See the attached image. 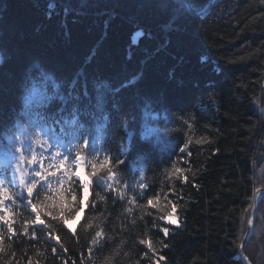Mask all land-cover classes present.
Here are the masks:
<instances>
[{
	"label": "trees",
	"instance_id": "1",
	"mask_svg": "<svg viewBox=\"0 0 264 264\" xmlns=\"http://www.w3.org/2000/svg\"><path fill=\"white\" fill-rule=\"evenodd\" d=\"M186 1L193 15L183 0H0V156L14 126L40 113L59 135L77 105L98 149L85 150L82 174L105 156L116 172L88 177L86 198L64 170L40 181L31 202L57 219L42 214L52 227L30 223L27 235L35 213L14 188L0 264H245L246 220L264 190V0ZM173 205L179 227L161 219ZM244 253L264 264V194Z\"/></svg>",
	"mask_w": 264,
	"mask_h": 264
},
{
	"label": "snow or ice",
	"instance_id": "2",
	"mask_svg": "<svg viewBox=\"0 0 264 264\" xmlns=\"http://www.w3.org/2000/svg\"><path fill=\"white\" fill-rule=\"evenodd\" d=\"M186 6L189 8L191 7V5ZM48 79V77H44L45 81ZM26 91H28V94L24 97V106L25 110L29 111L32 108L33 98L37 95V89L35 87H32L31 89L26 88ZM71 98L79 100L78 95L72 96ZM46 99H50V97H46ZM62 99H64L65 106H67V99L63 97ZM103 99V92L100 88H97V103L94 106L95 112H93L92 115L98 121H102V123L97 124L96 128V132L100 133H103L108 121V115L103 113ZM97 113H101V115L97 116ZM79 114L80 110L78 106L73 105L71 109V118L68 119L62 117L60 121L62 127L59 135L56 134L55 129L47 126L40 113L36 114V119L29 120L27 125L18 124L9 130L6 137L7 142L3 145L7 150V167L3 173H0V213H3L0 214V222L7 226V233L10 234L9 239H11L12 235H15V230L13 222L8 218L7 213L10 209L5 208V202L12 201V203H15V198L21 195L20 192L13 191L17 186L20 189H26L29 198L28 203L31 205L32 212L35 213L34 220L31 222L27 220L24 221L23 231L24 234L27 235L30 223L33 225H42L45 228L52 227L50 223L45 224V220L41 219L42 214L52 217L53 220L57 219V216L51 210L50 205H42L39 201L37 203L31 202V198L33 197L34 190L37 189V185L39 184L41 189L44 188V185L41 184L40 181L47 180L49 176H56L58 172L64 170L63 174L69 179L73 176L79 178V183L83 188L86 198L89 189L88 177L97 176L98 172L104 168L107 169L109 180H112L116 176V172L113 170L115 165L112 164V158L109 156H105L99 165L93 163L92 171L88 173V177L82 174L85 167V150H87L89 156H92L94 153L98 152V149L95 147V136H92L91 138L84 137ZM37 129H39V131H37ZM73 141L77 142L73 143ZM37 146L40 149L39 152L37 151ZM181 151H184V149L182 148ZM73 153H75L74 159L69 163L70 157H72ZM45 161H48L47 165H45ZM116 163L123 164L124 161L119 160L117 157ZM33 165H37L38 168H33ZM73 165L75 166V171H71ZM30 168L31 172L29 171ZM9 171L11 172L10 178L8 177ZM176 171H180V169H176ZM100 179L102 180L103 178L101 177ZM187 179L188 178L185 176L184 180L187 181ZM107 186L123 196V193L120 192L119 189L113 188L112 184L109 183ZM140 187L143 188L144 185L141 184ZM147 203L152 205L153 200L149 199ZM45 209H47V211H45ZM175 212L176 206L173 205L172 213L167 217H161V219H166L171 224H177V220L172 218ZM66 224L67 221H64L65 226ZM246 224L248 226L247 236L250 238L254 232L253 219L251 217L247 218ZM72 231L75 232V229ZM163 232L165 236L168 235L167 228H164ZM32 235L35 236V232H33ZM100 236L101 232H96V237ZM55 239L57 240V243H59V238L55 237ZM4 240L5 232L0 230V253L5 252L6 250ZM92 243H98L95 237L93 238ZM140 243L145 244L146 241L141 239ZM243 246L244 245L241 244V247ZM7 247L10 248L11 245L9 244ZM148 247L151 249L152 244L149 243ZM53 251L55 252V249H53ZM89 252H91V248L89 249ZM243 259L248 261V264H251L247 256H244Z\"/></svg>",
	"mask_w": 264,
	"mask_h": 264
},
{
	"label": "water",
	"instance_id": "3",
	"mask_svg": "<svg viewBox=\"0 0 264 264\" xmlns=\"http://www.w3.org/2000/svg\"><path fill=\"white\" fill-rule=\"evenodd\" d=\"M183 1L186 3V5H188L186 0H183ZM188 9H189L190 13L193 15V11H192V9L189 8V7H188ZM208 10H209V7L204 11V14H206V13L208 12ZM263 194H264V190L259 191V192L257 193V196H256V200H255V204H254V208H253V212H252V219H253V221H254V225H255V219H256V211H257V208H258L259 202H260V200H261ZM248 241H249V238H248V236H247V238H246V240H245V242H244V244H243L244 246L241 248V249H242V250H241V256H242V258H244V253H243V251H244V249H245V247H246ZM243 260H244V259H243ZM244 261H245V260H244ZM245 263L248 264V261H245Z\"/></svg>",
	"mask_w": 264,
	"mask_h": 264
},
{
	"label": "rangeland",
	"instance_id": "4",
	"mask_svg": "<svg viewBox=\"0 0 264 264\" xmlns=\"http://www.w3.org/2000/svg\"><path fill=\"white\" fill-rule=\"evenodd\" d=\"M172 218L176 219V218L174 217V215H173ZM176 220H177V219H176ZM164 221H165L166 224H168V225H172V226H174V227H179V226H180L178 220H177V224H171V223H169L166 219H164Z\"/></svg>",
	"mask_w": 264,
	"mask_h": 264
},
{
	"label": "bare ground",
	"instance_id": "5",
	"mask_svg": "<svg viewBox=\"0 0 264 264\" xmlns=\"http://www.w3.org/2000/svg\"><path fill=\"white\" fill-rule=\"evenodd\" d=\"M262 191V190H261ZM256 220V219H255ZM250 239V238H249ZM245 242V241H244ZM244 244V243H243ZM248 244V243H247ZM247 246V245H246ZM242 248V247H241ZM241 250L242 249H240V253H241ZM245 252V249H244V251H243V253ZM244 256H245V253H244ZM245 262V261H244ZM246 264V263H245Z\"/></svg>",
	"mask_w": 264,
	"mask_h": 264
}]
</instances>
